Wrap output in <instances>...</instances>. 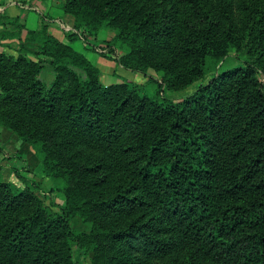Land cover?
Instances as JSON below:
<instances>
[{"label":"trees","instance_id":"16d2710c","mask_svg":"<svg viewBox=\"0 0 264 264\" xmlns=\"http://www.w3.org/2000/svg\"><path fill=\"white\" fill-rule=\"evenodd\" d=\"M61 10L74 19L66 42L41 26L16 55L0 52V128L63 198L46 205L37 182L6 180L0 161V264H264V0H63ZM102 29L119 53L102 57L156 83L152 93L103 84L73 48ZM229 50L242 65L167 97Z\"/></svg>","mask_w":264,"mask_h":264},{"label":"rangeland","instance_id":"374dc122","mask_svg":"<svg viewBox=\"0 0 264 264\" xmlns=\"http://www.w3.org/2000/svg\"><path fill=\"white\" fill-rule=\"evenodd\" d=\"M111 35H109L108 30H101L99 32V35L97 39L89 38L88 42L84 43L82 40H75L72 43V46L74 49L84 53L87 57H89L91 62L94 63V61L98 58L102 59V62L99 66L100 73V79L104 83L110 82L109 79H104L106 75H111L110 73L112 68V60H108L105 57H102V55H109L112 59L117 58L119 53L118 52H109V48L107 45H105L104 41L108 39ZM66 42V41H65ZM95 58V59H94ZM115 63V62H114ZM95 64V63H94ZM108 66H106V65ZM243 64V58L237 54L234 50H229L227 56L224 58V60L219 65H213L212 63L208 62V71L206 73V78L203 80H200L188 88L173 92V91H166L167 97L174 101L181 100L191 93H193L200 84L205 82L206 79L209 78L211 74H213L215 71L225 70L234 68L236 66ZM116 65V63H115ZM110 69V71H109ZM150 76L157 77L158 75L153 72L149 71L148 73ZM114 75L119 79V81H122L124 79H127L132 82H136L138 84L144 85V91L147 93H152L156 88V83L150 81L149 83H146L147 77L143 76L142 74L131 72L122 69L121 67H118L116 65V70L114 72ZM118 81V82H119ZM0 149L2 153L4 152L7 155L19 153L20 154V160L15 159L13 161H9L4 158V154L0 153V161L2 165L4 166V178L8 181H11L18 186H22L23 181L28 183H34L37 182L39 185V190L41 192L42 198L46 205L51 204H62L63 198L62 195L52 190L53 185L49 180L46 179H40L36 175V165H37V159L35 156L31 153L28 146L23 145L19 140H17L13 135L6 132L4 129L0 128ZM54 210L57 211V207H54ZM72 227L76 232L81 231H87L88 226L86 224H83L79 219H75L72 221ZM74 253L77 255V251L74 249ZM83 262V261H82ZM83 264H89V262L86 260Z\"/></svg>","mask_w":264,"mask_h":264},{"label":"crops","instance_id":"0c3cea01","mask_svg":"<svg viewBox=\"0 0 264 264\" xmlns=\"http://www.w3.org/2000/svg\"><path fill=\"white\" fill-rule=\"evenodd\" d=\"M62 3L63 0H0V52L16 55L22 50L20 47L28 32L41 26L46 27L48 34L65 42L66 34L74 31V19L62 12ZM94 63L99 68L103 62L98 58ZM112 65L111 71L109 69L112 74L104 77L110 82L104 83L102 79L103 84L119 81L114 75L116 65L114 62Z\"/></svg>","mask_w":264,"mask_h":264}]
</instances>
